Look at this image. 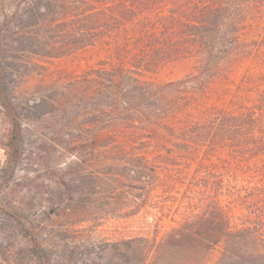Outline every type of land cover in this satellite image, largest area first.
Segmentation results:
<instances>
[{"label": "rangeland", "instance_id": "1", "mask_svg": "<svg viewBox=\"0 0 264 264\" xmlns=\"http://www.w3.org/2000/svg\"><path fill=\"white\" fill-rule=\"evenodd\" d=\"M0 264H264V0H0Z\"/></svg>", "mask_w": 264, "mask_h": 264}, {"label": "trees", "instance_id": "2", "mask_svg": "<svg viewBox=\"0 0 264 264\" xmlns=\"http://www.w3.org/2000/svg\"><path fill=\"white\" fill-rule=\"evenodd\" d=\"M61 24L62 23L48 24V22L37 24L38 27L40 28L45 25H48V28L54 29L55 32L53 33V36L51 38L47 36L48 38L44 40L41 39L40 36L38 35L37 37H39L38 38L39 40L31 42L32 45H36V48L34 49L36 53H44L49 56H60L63 54H70L78 49L94 44L96 39L93 38L87 40L88 38L87 34L90 33L89 31L77 32L72 27L68 29H60L59 25ZM28 42L30 43V41ZM183 235L189 239L188 241L192 242L193 245H195V248L196 247H201L205 249L210 248L208 244H202L201 246L200 245L201 242L197 241L198 239L197 237L199 236H197L193 232H187L186 234L184 233Z\"/></svg>", "mask_w": 264, "mask_h": 264}]
</instances>
